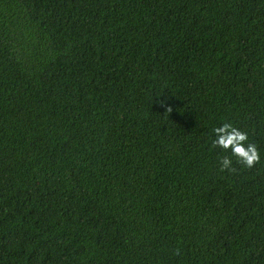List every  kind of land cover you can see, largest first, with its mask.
Masks as SVG:
<instances>
[{"label":"trees","instance_id":"trees-1","mask_svg":"<svg viewBox=\"0 0 264 264\" xmlns=\"http://www.w3.org/2000/svg\"><path fill=\"white\" fill-rule=\"evenodd\" d=\"M0 264H264V0H0Z\"/></svg>","mask_w":264,"mask_h":264},{"label":"clouds","instance_id":"clouds-1","mask_svg":"<svg viewBox=\"0 0 264 264\" xmlns=\"http://www.w3.org/2000/svg\"><path fill=\"white\" fill-rule=\"evenodd\" d=\"M161 103H164L161 101ZM171 106L166 107V112H172ZM216 138L213 140V147L222 148L225 151H231L232 156H225L221 159L220 171L225 170L235 172L233 167L232 157H235L237 162L247 168H253L261 161V153L257 146L253 143H248L249 134L246 131L234 127L231 123H223L222 126L213 129Z\"/></svg>","mask_w":264,"mask_h":264}]
</instances>
